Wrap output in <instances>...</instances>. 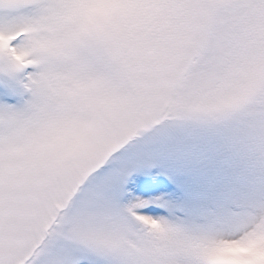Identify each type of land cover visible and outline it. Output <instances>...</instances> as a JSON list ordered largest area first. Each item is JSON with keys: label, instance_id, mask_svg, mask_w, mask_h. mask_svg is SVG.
<instances>
[{"label": "snow or ice", "instance_id": "1", "mask_svg": "<svg viewBox=\"0 0 264 264\" xmlns=\"http://www.w3.org/2000/svg\"><path fill=\"white\" fill-rule=\"evenodd\" d=\"M0 264H264V0H0Z\"/></svg>", "mask_w": 264, "mask_h": 264}]
</instances>
